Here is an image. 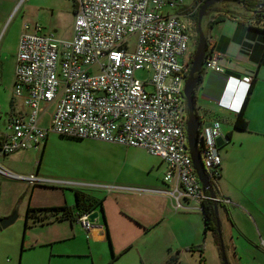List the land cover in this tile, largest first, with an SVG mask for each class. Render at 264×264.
<instances>
[{"label":"built area","instance_id":"built-area-1","mask_svg":"<svg viewBox=\"0 0 264 264\" xmlns=\"http://www.w3.org/2000/svg\"><path fill=\"white\" fill-rule=\"evenodd\" d=\"M205 1L195 0L189 9L194 7L195 11ZM74 2L70 40L57 39L54 33L42 34L38 24L33 30L27 24L23 26L17 41L13 83V95L23 103L0 139V156L39 150L50 133L141 148L166 167L162 181L169 187L165 193L176 208L192 206L191 210L202 213L204 203L229 204L228 199L203 191L189 155L183 87L192 51L188 15H183L188 9L182 7L183 0ZM248 2L253 16L262 10L264 14V0ZM165 8L168 11L163 14ZM213 45L207 39L201 70L204 81L210 72L224 74ZM138 71L145 72L146 79L136 78ZM252 82L251 77H227L225 88L235 90L242 85L246 96ZM232 103L233 99L228 106L216 102L229 111L234 110ZM44 118L46 126H42ZM220 136L218 123L199 116V150L213 193L220 177L216 145ZM0 174L32 186L42 182L34 175L24 178L1 169ZM91 213L76 214L74 220L86 235L93 226L88 220Z\"/></svg>","mask_w":264,"mask_h":264},{"label":"rangeland","instance_id":"rangeland-1","mask_svg":"<svg viewBox=\"0 0 264 264\" xmlns=\"http://www.w3.org/2000/svg\"><path fill=\"white\" fill-rule=\"evenodd\" d=\"M194 2L183 0L182 7L188 9L183 15L193 11L194 7L189 8ZM73 9L74 0H0V133L7 132L13 106L18 110L21 104L20 99L13 95V82L17 40L23 26L27 24L33 27L37 23L43 29L42 34L55 31L57 39L70 40L74 24ZM167 11L165 8L162 13ZM221 12L257 20L238 4H216L201 21V31L205 37L215 32L210 21ZM262 20L259 26L264 28ZM186 22L191 36L190 49L194 53L196 26L189 19ZM133 45L134 41L131 40V49ZM92 72L96 73V70ZM135 76L144 80L147 74L138 71ZM210 101L200 98L196 105L200 108L197 110L198 115L208 120L214 118L209 112ZM52 110L53 106L49 113ZM46 119H43L42 126H46ZM41 151L42 145L37 152L19 151L0 156V169L4 172L24 178L34 175L42 181L32 186L24 180L0 174V214L4 216L2 218L14 212L17 215L12 225L0 229V264H93L90 257L81 255L87 254L86 242L89 240H86V233L78 225L73 222L71 228L69 222L49 221L53 218L51 211H47L46 216L38 215L40 220L31 216L26 220L27 209L75 206V192L103 198L113 194L116 186L147 189L163 183L161 173L164 165L161 160L141 148L49 134L42 155ZM170 207L174 211L175 208ZM197 214L198 222L194 218L169 217L147 241H156L160 236L166 239L175 236L181 242L194 227L199 228V240L202 243L206 235L215 237L213 230L205 234L201 214ZM107 251L109 253V247L105 245ZM95 254V264H98L100 250Z\"/></svg>","mask_w":264,"mask_h":264},{"label":"crops","instance_id":"crops-1","mask_svg":"<svg viewBox=\"0 0 264 264\" xmlns=\"http://www.w3.org/2000/svg\"><path fill=\"white\" fill-rule=\"evenodd\" d=\"M212 28L215 32L208 33L207 39L213 41L212 50L218 57L223 75L253 79V92L245 108L247 131L233 128L237 109L245 98L242 85L231 94L234 96L232 112L218 107L212 100L209 112L214 118H205L218 123L221 133L216 141L221 167L214 194L230 201L218 207L220 237L229 264H264V28L254 19H250V25L226 19ZM20 101L18 110L13 106L11 117L21 110L23 102ZM4 134L0 133V139ZM48 137L49 134L42 145L41 155ZM165 171L164 166L162 178ZM166 187L164 183L147 189L116 186L112 192L114 195L110 193L99 198L88 194L91 199L101 202L102 211L93 210L98 212V218L86 235L89 240L86 242L87 254L81 255L90 257L93 264L97 250H100L98 264H166L172 256L178 258L176 264H222L218 232L213 239L206 235L203 243L196 227L181 242L175 236L171 239L160 236L156 241H147L169 217L199 220L197 213L200 212L191 210L192 206L190 209L176 208L165 193L169 190ZM170 206L175 208L174 211ZM66 207L74 213L75 220V206ZM2 217L0 214V219ZM54 222H69L71 228L75 223L70 220ZM105 245H108L110 254L105 252Z\"/></svg>","mask_w":264,"mask_h":264},{"label":"water","instance_id":"water-1","mask_svg":"<svg viewBox=\"0 0 264 264\" xmlns=\"http://www.w3.org/2000/svg\"><path fill=\"white\" fill-rule=\"evenodd\" d=\"M224 2H231L238 4L245 8V5L240 0H207L203 2L197 9V44L195 51L193 53L191 66L188 72V76L184 82L183 95L186 100L187 108V121H186V135H187V145L189 149V155L196 171L199 181L202 184L203 191L209 193L212 197H215L214 193L210 188L208 179L204 173L203 164L200 155V141L198 140V130H199V115L197 113V100L200 98H207L210 100H215L217 102L222 95L227 82V76L223 74H218L210 72L206 77L205 81L202 76L199 79L196 77L200 75L206 54H207V41L205 36L201 31V21L206 14V12L214 5L221 4ZM249 10H253V7H248ZM204 83L202 86L201 84ZM200 94V95H199ZM213 95V96H212ZM218 207H214V215L217 217ZM17 218L14 212L9 217L0 219V229H6L12 225ZM98 218V212L93 211L88 220L94 224L95 220ZM216 229L220 237V231L218 227V221L216 219ZM219 249L221 254L222 264H229L225 255V247L220 237Z\"/></svg>","mask_w":264,"mask_h":264},{"label":"trees","instance_id":"trees-1","mask_svg":"<svg viewBox=\"0 0 264 264\" xmlns=\"http://www.w3.org/2000/svg\"><path fill=\"white\" fill-rule=\"evenodd\" d=\"M241 2L244 3L245 5V11H247L248 13H252L254 12V10H249L248 7H251L252 5L248 2V0H240ZM75 9H73L74 11ZM188 19L193 21L195 23H197V9L191 13H188ZM255 21H257V23H261L264 19V15H260L257 14ZM226 19H231V20H235L241 24H245V25H250V19H253L251 17L247 18V17H237L234 14L228 13H219L216 15V17H214L211 21H210V26H214L220 22L225 21ZM197 32V29H196ZM205 39H207V37H205ZM207 41V40H206ZM196 44H197V38H196ZM207 47V46H206ZM192 57H193V53H192ZM201 73L200 75H197L196 77H198L199 79L201 78ZM187 78V77H186ZM253 92V83L251 84L241 110L239 111V113L235 116L234 119V124H233V128L234 130L237 131H247L248 129V121L246 119L245 116V108L246 105L249 101V98L251 96ZM218 106V105H217ZM223 109V108H222ZM227 110V109H225ZM229 111V110H228ZM231 112V111H230ZM74 199H75V211L76 214H83V213H89V212H93V210L95 209H100L102 211V207H101V202L91 199L89 196L80 193V192H75L74 193ZM214 206H212V202H208V203H204L202 205V217H203V223H204V232L206 233L207 231H215L217 232L216 229V219L217 217L214 215ZM47 211H51L52 212V219L53 221H61V220H70V221H74V213L68 208V207H61V208H54V209H30L28 208L26 211V220L31 216V217H35L36 219L40 220L38 218V215H42L45 214V216L47 215ZM200 248V247H197ZM177 257L176 256H172L169 258V260L166 262V264H176L177 262Z\"/></svg>","mask_w":264,"mask_h":264},{"label":"clouds","instance_id":"clouds-1","mask_svg":"<svg viewBox=\"0 0 264 264\" xmlns=\"http://www.w3.org/2000/svg\"><path fill=\"white\" fill-rule=\"evenodd\" d=\"M226 86V85H225ZM232 92H233V89L232 87L228 86L226 88H224L223 92H222V95L221 97L219 98L220 102L226 106L228 102H230V100L232 101ZM218 100V101H219ZM219 107V106H218ZM221 108V107H220ZM232 112V111H231Z\"/></svg>","mask_w":264,"mask_h":264},{"label":"flooded vegetation","instance_id":"flooded-vegetation-1","mask_svg":"<svg viewBox=\"0 0 264 264\" xmlns=\"http://www.w3.org/2000/svg\"><path fill=\"white\" fill-rule=\"evenodd\" d=\"M241 7H242V6H241ZM242 8L244 9V7H242ZM210 9H211V8H210ZM262 12H263V10L261 11L260 15H264ZM212 206H214V207H215V206L219 207V204H216L215 202H212ZM214 207H213V208H214Z\"/></svg>","mask_w":264,"mask_h":264}]
</instances>
